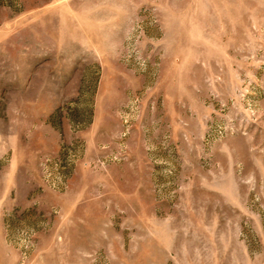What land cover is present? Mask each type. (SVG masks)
Instances as JSON below:
<instances>
[{
    "label": "rangeland",
    "instance_id": "rangeland-1",
    "mask_svg": "<svg viewBox=\"0 0 264 264\" xmlns=\"http://www.w3.org/2000/svg\"><path fill=\"white\" fill-rule=\"evenodd\" d=\"M0 264H264V0H0Z\"/></svg>",
    "mask_w": 264,
    "mask_h": 264
},
{
    "label": "crops",
    "instance_id": "crops-1",
    "mask_svg": "<svg viewBox=\"0 0 264 264\" xmlns=\"http://www.w3.org/2000/svg\"><path fill=\"white\" fill-rule=\"evenodd\" d=\"M125 212H126L125 214H127V215H128V213L130 212V209H129V208H127Z\"/></svg>",
    "mask_w": 264,
    "mask_h": 264
}]
</instances>
